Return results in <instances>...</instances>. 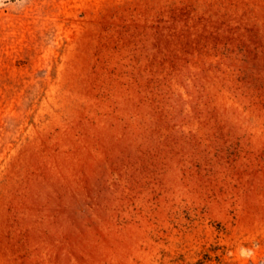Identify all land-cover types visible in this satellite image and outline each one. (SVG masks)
Here are the masks:
<instances>
[{
	"label": "rangeland",
	"instance_id": "rangeland-1",
	"mask_svg": "<svg viewBox=\"0 0 264 264\" xmlns=\"http://www.w3.org/2000/svg\"><path fill=\"white\" fill-rule=\"evenodd\" d=\"M0 264H264V0H6Z\"/></svg>",
	"mask_w": 264,
	"mask_h": 264
},
{
	"label": "clouds",
	"instance_id": "clouds-1",
	"mask_svg": "<svg viewBox=\"0 0 264 264\" xmlns=\"http://www.w3.org/2000/svg\"><path fill=\"white\" fill-rule=\"evenodd\" d=\"M5 2L6 0H0V7H4L5 6ZM18 3H21L22 0H17ZM258 248V246H255L254 248H244L241 247L238 251H239V256L240 258L244 259V260H253L256 256V249Z\"/></svg>",
	"mask_w": 264,
	"mask_h": 264
}]
</instances>
